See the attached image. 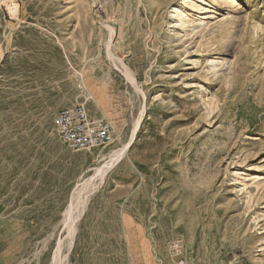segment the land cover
Returning <instances> with one entry per match:
<instances>
[{"label":"rangeland","instance_id":"rangeland-1","mask_svg":"<svg viewBox=\"0 0 264 264\" xmlns=\"http://www.w3.org/2000/svg\"><path fill=\"white\" fill-rule=\"evenodd\" d=\"M6 1L0 264H264V0H14L13 18ZM77 103L112 148L60 142Z\"/></svg>","mask_w":264,"mask_h":264},{"label":"built area","instance_id":"built-area-1","mask_svg":"<svg viewBox=\"0 0 264 264\" xmlns=\"http://www.w3.org/2000/svg\"><path fill=\"white\" fill-rule=\"evenodd\" d=\"M117 1L99 0V3L102 8H108ZM52 125L60 142L75 153L103 149L112 143L109 124L103 118L91 115L84 103L58 111Z\"/></svg>","mask_w":264,"mask_h":264},{"label":"bare ground","instance_id":"bare-ground-1","mask_svg":"<svg viewBox=\"0 0 264 264\" xmlns=\"http://www.w3.org/2000/svg\"><path fill=\"white\" fill-rule=\"evenodd\" d=\"M8 1V0H7ZM6 1V2H7ZM194 1L196 0H182L181 2V6H183V9L184 7H192L195 9V4L193 3ZM5 2V4H6ZM10 2V5L8 6L7 10L9 11V14H10V17H15V14H16V10H17V5L15 3L14 0H10L8 1ZM8 2H7V5H8ZM17 2V1H16ZM213 3H217V0H213ZM198 10V9H197ZM200 10V9H199ZM202 10V9H201ZM204 11V10H203ZM207 11V10H206ZM171 14H173L174 16V21H173V32H174V35H178V34H182L183 36H190L194 30H195V25L194 27L193 26H190L188 28V22L186 21L187 19V14L185 12V10H182L181 8H173L171 11H170ZM205 13V12H204ZM17 19V18H16ZM22 21V20H21ZM20 22V21H18ZM199 27L200 28H205L207 23L203 21H199ZM197 23V24H198ZM28 25V24H27ZM39 25V24H38ZM39 27V26H37ZM222 29V28H221ZM47 31V30H46ZM52 33V32H51ZM170 33V32H169ZM58 38V37H57ZM179 39V38H178ZM208 39V38H207ZM56 41V40H55ZM62 42V41H61ZM59 45V44H58ZM107 47V46H106ZM66 51V50H64ZM68 55V54H67ZM65 59V58H64ZM68 59V58H67ZM66 60V59H65ZM71 62V61H70ZM72 64V63H71ZM70 65V64H69ZM68 65V66H69ZM214 67V66H213ZM71 70H72V67H70ZM74 71V73L78 76V81L80 82V86L84 84L83 82V74H81V72H77L76 70H72ZM74 74V75H75ZM88 74V73H87ZM75 75V76H76ZM84 86V85H83ZM113 140H112V144H113ZM112 144L110 146V148H112ZM126 148L127 146L125 147H122V148H119V149H114L112 150L104 159V163L101 167H97L94 169V175L95 176H102L110 167L114 166L116 163H118L119 161L122 160L125 152H126ZM106 156V155H105ZM87 182V181H86ZM85 182V183H86ZM89 183V182H87ZM74 208L73 206H71L69 208V210L67 211V221H74V217L72 215V212H73ZM68 231L71 235V233L73 232L72 230V223L68 224ZM60 252V245H58L56 251H55V254H54V262L57 261V256H58V253Z\"/></svg>","mask_w":264,"mask_h":264}]
</instances>
